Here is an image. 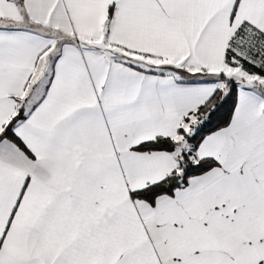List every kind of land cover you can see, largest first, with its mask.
I'll list each match as a JSON object with an SVG mask.
<instances>
[{
  "label": "snow or ice",
  "instance_id": "6c2138e0",
  "mask_svg": "<svg viewBox=\"0 0 264 264\" xmlns=\"http://www.w3.org/2000/svg\"><path fill=\"white\" fill-rule=\"evenodd\" d=\"M0 264H264V0H0Z\"/></svg>",
  "mask_w": 264,
  "mask_h": 264
}]
</instances>
